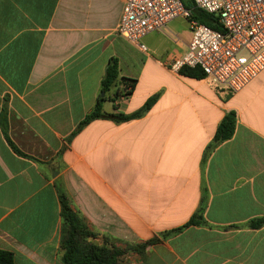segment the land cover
I'll return each mask as SVG.
<instances>
[{"label":"crops","instance_id":"crops-1","mask_svg":"<svg viewBox=\"0 0 264 264\" xmlns=\"http://www.w3.org/2000/svg\"><path fill=\"white\" fill-rule=\"evenodd\" d=\"M125 0H0V250L15 264H61L57 186L101 245H139L185 225L202 186L206 226H190L128 254L121 264H264V72L238 93L170 70L191 41L187 20L141 40L116 34ZM110 59L129 96H101ZM123 89V88H122ZM102 102L140 119H97ZM236 114L232 138L204 168L222 118Z\"/></svg>","mask_w":264,"mask_h":264},{"label":"built area","instance_id":"built-area-1","mask_svg":"<svg viewBox=\"0 0 264 264\" xmlns=\"http://www.w3.org/2000/svg\"><path fill=\"white\" fill-rule=\"evenodd\" d=\"M193 7L217 19L223 32L192 18L180 0H125L116 34L141 51V40L172 20L188 21L191 41L170 70L199 68L211 83L235 94L264 72V0H192Z\"/></svg>","mask_w":264,"mask_h":264},{"label":"trees","instance_id":"trees-1","mask_svg":"<svg viewBox=\"0 0 264 264\" xmlns=\"http://www.w3.org/2000/svg\"><path fill=\"white\" fill-rule=\"evenodd\" d=\"M184 8L192 12V18L200 24L218 31L223 32L222 26L217 22V19L193 7L192 0H180ZM182 76L203 79V72L199 68H183L179 71ZM133 80L118 78V63L116 59H110L106 67L104 76L100 83L101 93L106 94L112 89H117L115 97L129 96L134 87ZM123 88V89H122ZM156 97H152L136 112L129 115L123 114H105L102 112L101 104L105 101V97L98 99L93 110L85 116L78 124L74 134L88 125L90 122L97 119H111L116 123H125L132 120L142 118L152 107L156 101ZM236 126V114L233 111L228 112L220 121L216 132L211 142L206 146L201 162L203 169L206 161L212 152L222 143L230 140L234 134ZM60 202V233L62 249L61 264H121L123 258L128 254L143 255L149 246L157 244L160 240L166 239L169 236L175 235L190 226H206L203 219L205 209L204 204V188L202 186L201 202L196 212L190 217L189 221L177 229L162 233L160 239L155 237L139 245H124L119 247L111 240L104 238L101 245L95 244L92 240L96 236L89 232L80 217L71 208V204L67 199L62 189L57 186ZM208 226V225H207ZM264 226V218L254 219L247 222L243 227L248 229H258ZM0 264H15L13 254L0 250Z\"/></svg>","mask_w":264,"mask_h":264},{"label":"water","instance_id":"water-1","mask_svg":"<svg viewBox=\"0 0 264 264\" xmlns=\"http://www.w3.org/2000/svg\"><path fill=\"white\" fill-rule=\"evenodd\" d=\"M101 96H103V93H101Z\"/></svg>","mask_w":264,"mask_h":264}]
</instances>
